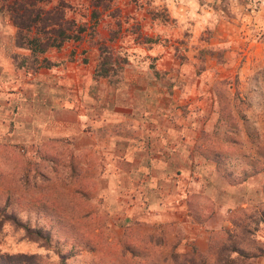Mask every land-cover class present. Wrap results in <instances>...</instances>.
I'll return each mask as SVG.
<instances>
[{
  "label": "rangeland",
  "instance_id": "374dc122",
  "mask_svg": "<svg viewBox=\"0 0 264 264\" xmlns=\"http://www.w3.org/2000/svg\"><path fill=\"white\" fill-rule=\"evenodd\" d=\"M15 1L0 0V253L226 264L236 246L263 255L230 264H264V0H22L85 27L43 53L31 39L50 27L19 28Z\"/></svg>",
  "mask_w": 264,
  "mask_h": 264
},
{
  "label": "trees",
  "instance_id": "16d2710c",
  "mask_svg": "<svg viewBox=\"0 0 264 264\" xmlns=\"http://www.w3.org/2000/svg\"><path fill=\"white\" fill-rule=\"evenodd\" d=\"M18 1V2H17ZM16 4L14 10L11 12V16L13 19V22L19 27V28H30V27H45L49 28L50 27V32L52 35L47 36V39L45 41H39V38H32L31 39V44L33 46L32 50L39 51L40 53L45 52L49 47H59L62 45V43L67 40V39H77L80 38V35L78 32L81 30H84L85 27L80 26L76 32H69L70 30V22L69 21H62V17L58 13H53L52 12H46L44 15H40L38 11H33L27 7H24L26 4L22 0H16L14 2ZM16 225H21L18 222H13ZM26 231L28 232V235H30L31 238L37 241H42L43 244H48V237L46 234L39 228H26ZM259 253L254 252L250 253L247 252L246 250H243L242 248H238L236 246H232L229 248V256H231L232 253L236 252L238 257H242L241 259L246 260L248 258L251 259L255 258L257 256H261L262 250L258 249ZM238 257H228L226 264H230L231 262H234L238 260ZM24 260V258L28 260H33V262L26 263V264H38L36 262V256L35 255H24V254H8V253H0V264H9L11 262L18 263L16 261L17 259ZM240 259V260H241ZM192 262L194 260H191ZM202 264H208L205 260H202Z\"/></svg>",
  "mask_w": 264,
  "mask_h": 264
}]
</instances>
